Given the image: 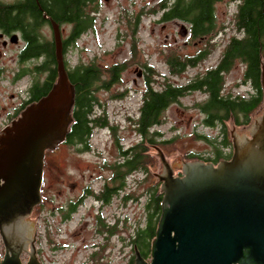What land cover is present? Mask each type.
<instances>
[{
  "label": "water",
  "instance_id": "water-1",
  "mask_svg": "<svg viewBox=\"0 0 264 264\" xmlns=\"http://www.w3.org/2000/svg\"><path fill=\"white\" fill-rule=\"evenodd\" d=\"M42 9L52 28L57 74L44 95L0 130V264H41L32 252L31 210L41 200L46 150L65 140L75 120L60 25ZM260 70L264 99L263 57ZM231 143V156L216 163L181 157V174L156 147L161 213L149 258L135 247L134 264H264V101L249 125L231 127Z\"/></svg>",
  "mask_w": 264,
  "mask_h": 264
},
{
  "label": "trees",
  "instance_id": "trees-1",
  "mask_svg": "<svg viewBox=\"0 0 264 264\" xmlns=\"http://www.w3.org/2000/svg\"><path fill=\"white\" fill-rule=\"evenodd\" d=\"M220 1L222 0H161L154 9L153 12L158 14L160 21L177 19L184 22L189 29L190 39L204 42L207 50L202 47L193 54L174 53L168 56L167 75L156 72L153 66L149 67L152 68L151 73L144 80L137 115L133 117L138 140L126 149L118 144V137L116 138L122 161L119 172L123 186L127 174L132 171L152 176L149 166L154 164V147L161 148L162 144L171 140L165 138L157 126L164 122V111L181 97L195 91L203 92L204 97L196 103L204 115L203 124L221 127L220 140L215 137L211 139L207 135L202 137L214 145V156L208 159L191 151L186 155L191 160L217 162L225 157L223 149L231 144L226 120H231L234 125H246L250 123L252 112L262 107L260 58H264V0H235L232 17L235 31L226 39L216 63L185 82L170 79V75L182 73L188 67L201 63L210 46H214L212 41L223 28L218 26L216 19V4ZM98 2L99 0H23L13 5L0 3V26L11 27L23 23L26 26H36V29L42 27L49 23L42 7L60 26H69L68 36L62 40V46L65 67L75 89L72 106L75 120L69 124L63 142L80 148L90 147V138L97 128H108L116 135L117 125L109 123L96 92L100 88L109 89L112 83L119 82L121 71L126 66L125 62H117L102 68L93 59L79 61L74 65L68 62L66 54L77 39L87 30L95 28ZM130 22L133 33L137 30L139 17L135 16ZM24 32L28 35L29 28H25ZM38 41L40 43L30 41L26 49L27 52L32 50L33 54L41 56L40 63L35 67L37 78L29 89L32 100H37L48 91L57 74L53 40L40 37ZM131 48L134 52L133 45ZM237 62L243 65L242 78L253 84L254 92L250 94L225 91V74ZM157 76H161L163 80L159 81ZM150 181L152 186L143 205V219L134 224L127 237L132 247L128 264L134 263L135 247L146 259L150 255L151 240L155 236L162 200L159 181H154V177Z\"/></svg>",
  "mask_w": 264,
  "mask_h": 264
},
{
  "label": "rangeland",
  "instance_id": "rangeland-1",
  "mask_svg": "<svg viewBox=\"0 0 264 264\" xmlns=\"http://www.w3.org/2000/svg\"><path fill=\"white\" fill-rule=\"evenodd\" d=\"M161 0H99L98 14L95 18V28L87 30L77 39L75 45L67 52L66 57L69 64L74 65L79 61L95 60L102 67L107 68L114 62H125L126 69L120 74V81L112 85L109 89L100 88L96 95L104 103V111L109 123L117 125L116 135L114 136L108 128H97L93 131L90 138V150L84 155H76L78 150L64 142L58 144L55 148L46 150L45 158L48 159L45 166L46 179L45 184L56 183L52 180L55 172L56 162L61 167V172L66 176V172L73 171V166L67 158H81L79 163L92 160L94 154L102 152L108 157H113L115 147L113 140L115 137L121 141L122 145L127 146L138 140V134L134 128L133 117L137 115L140 104V95L143 88L144 78L137 76L135 64L147 63L149 67H154L156 72L167 75L168 56L172 54H193L202 47L204 42L197 39L188 40L180 34L182 30V21L179 20H158V14L154 11ZM235 0H222L216 4V16L218 26H222L221 33L215 35L208 53L201 63L188 67L184 72L170 75V79L175 82H185L188 78L202 72L207 66H211L218 60L226 39L235 31L233 28L232 17L235 10ZM139 17L137 30L132 33L131 20ZM69 26L64 25V35L68 32ZM43 31L52 35L50 26H44ZM188 40V41H187ZM186 41V42H185ZM133 45V50L131 46ZM207 50V46H205ZM7 50L5 57L0 60L1 66H11L14 68L16 63L7 59L11 54ZM4 62V63H3ZM243 65L237 62L232 69L225 74V91L233 94H246L249 92V86L242 80ZM162 81L161 76H157ZM28 78L25 76L16 84L0 78V130L4 123L7 112L13 110L14 106L25 96ZM203 92L195 91L180 98L176 103L171 104L163 113L164 122L157 126L162 131L164 137L171 139L161 145L166 159L173 167L174 174L180 171V159H187L188 152H196L201 156L211 159L215 153L213 144L205 140L203 135L221 139V127L214 125L212 127L203 124V113L196 105L203 98ZM101 110V109H100ZM231 121V120H230ZM227 120L228 136L231 142V127L233 123ZM244 125L235 126L243 128ZM5 127V126H4ZM230 151L232 147L230 146ZM153 152V151H152ZM227 153L228 149L224 148ZM68 153L70 155H68ZM154 164L150 167L154 181H158L156 173L160 168V158L156 153V147L153 152ZM54 163V164H53ZM150 171V172H151ZM149 177L148 183L151 180ZM64 178V177H62ZM144 180V179H143ZM145 190V184H136L133 188L135 194L140 195ZM128 202L121 207L122 218L119 223L121 244L114 248L115 238L110 239L109 247L106 250L104 260L100 264H128L132 247L128 242L133 226L144 216L143 203ZM91 229L82 228L74 234V245L68 251L58 252L55 261H49V264H89L84 263L91 248L78 249L80 240L89 234ZM77 238V239H76ZM86 242V239H83ZM100 240V239H99ZM98 240V241H99ZM53 257V256H52ZM98 260V257L96 258ZM134 264V263H133Z\"/></svg>",
  "mask_w": 264,
  "mask_h": 264
},
{
  "label": "flooded vegetation",
  "instance_id": "flooded-vegetation-1",
  "mask_svg": "<svg viewBox=\"0 0 264 264\" xmlns=\"http://www.w3.org/2000/svg\"><path fill=\"white\" fill-rule=\"evenodd\" d=\"M22 1L23 0H0V3L4 5H13L14 3ZM182 24L183 28L180 30V34L190 40L189 29H187L184 22ZM47 25L51 27L50 22L45 23L42 27L37 29L36 26H26L23 23H17L11 27L0 26V60L5 57L7 50L12 49L7 59L16 63L14 68L9 65L6 67L0 65V78L8 80L12 84H16L25 76L28 78L25 96L14 106L13 110L7 112L4 123L1 125L3 127L10 124L27 104L35 101L31 99L32 96L29 89L34 79L37 78L38 74L35 72V67L40 63L41 56L39 54H33L32 50L27 52L26 49L32 40L40 43L38 41L40 37L53 40V35L49 37V35L43 31V27ZM25 28H29L28 35L24 32ZM60 29L63 40L68 36V32L64 35V25H61ZM124 69H126V66L123 70ZM151 69L152 68H149L147 63H136L134 70H136L137 76L145 80L149 73H151ZM242 80L249 86V92H247L246 95L254 92L251 81L248 79L244 80L243 78ZM116 83L117 82H114L112 85ZM139 95L141 100V94L139 93ZM102 105L104 106V103H102ZM255 112L256 111L252 112L250 116V123ZM233 126L239 125L233 124ZM116 138L117 137L113 140L115 153L111 158L102 152L94 154L92 160L88 159V161L83 163H79L81 158L72 157L71 159L68 157L67 160L73 166L74 170L66 172V176L60 171V165L57 162L56 164L53 163L56 168L53 174L55 179L52 181H57V184H45V166H47L48 159L44 158L41 200L32 207L30 216V223L36 224L32 252H34L41 264H49V261H55L58 252L72 249L74 245V234L78 233L84 227L91 229V232L83 237V239L87 241L84 242V240L81 239L80 245L77 247L78 249L91 248V252L87 255L84 263L100 264L99 262L104 260L106 256V250L112 238L116 239L114 248L116 243L120 246L121 227L119 223L122 218V205L124 204L126 206L128 202L137 203L141 202L142 198L146 199L152 183L151 181L148 183L149 177H147L145 173L132 171L127 174L124 186L122 185L119 172L122 161L118 149V144L122 145V143L117 138V144ZM131 144L123 146L127 149ZM70 146L78 150L76 153L78 156L84 155L86 151L90 150V147L80 148L73 144H70ZM230 146L232 147V143ZM230 146L227 147L228 152H224L225 157L223 158H229L231 156L232 151L229 150ZM152 147L153 146H151V148ZM68 155L70 154L68 153ZM150 174H152V171ZM178 174H181V171H179ZM136 184H145V194L143 192L140 195L135 194L133 188ZM124 197L126 198L124 199ZM144 202H142L143 205ZM6 252L11 254L9 249H7ZM4 255L5 243L0 233V258L2 259ZM97 257L98 260L96 259ZM19 259L22 263H25L28 260V256L24 251H21Z\"/></svg>",
  "mask_w": 264,
  "mask_h": 264
}]
</instances>
